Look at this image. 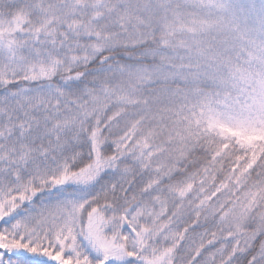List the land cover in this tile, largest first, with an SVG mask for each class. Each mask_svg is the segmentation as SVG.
<instances>
[{
	"label": "snow or ice",
	"instance_id": "snow-or-ice-1",
	"mask_svg": "<svg viewBox=\"0 0 264 264\" xmlns=\"http://www.w3.org/2000/svg\"><path fill=\"white\" fill-rule=\"evenodd\" d=\"M0 264H264V0H0Z\"/></svg>",
	"mask_w": 264,
	"mask_h": 264
}]
</instances>
